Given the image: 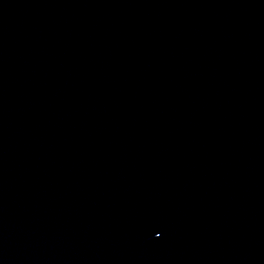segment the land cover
Segmentation results:
<instances>
[{"label":"water","instance_id":"water-1","mask_svg":"<svg viewBox=\"0 0 264 264\" xmlns=\"http://www.w3.org/2000/svg\"><path fill=\"white\" fill-rule=\"evenodd\" d=\"M0 264H264V0H0Z\"/></svg>","mask_w":264,"mask_h":264}]
</instances>
